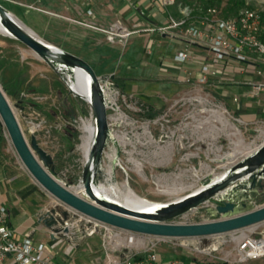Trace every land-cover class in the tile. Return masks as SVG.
<instances>
[{
    "label": "rangeland",
    "instance_id": "1",
    "mask_svg": "<svg viewBox=\"0 0 264 264\" xmlns=\"http://www.w3.org/2000/svg\"><path fill=\"white\" fill-rule=\"evenodd\" d=\"M189 1L198 5L213 1L219 8L229 6L231 10L248 6L264 12V0H242L238 3H232L231 0ZM0 3L40 37L63 50H79L85 53L87 37L101 39L105 48L110 46L109 56L104 59V62L106 64L116 63L126 77L128 84L125 87V92L134 91L146 98L148 94H151L158 100L161 99L162 87L153 84L151 73L155 68L165 64L143 52V45L146 50L158 41V39L153 41L149 37L144 38L145 36L141 39L142 33L147 32L142 29L148 24L134 22L131 28L139 29V31L131 33L127 38L116 40L114 43L103 31L94 30L72 18H64L55 14V11L59 10L55 0H0ZM135 11L137 10L135 9ZM74 14L76 16L72 17L78 18L77 12ZM76 38L78 41L75 40ZM166 39L168 40V38ZM176 43L177 41L173 39L169 40L166 47L168 52H171ZM259 57L261 56L259 55ZM94 67L96 71L102 69L99 65ZM0 88L11 105L27 142L33 134L38 144L51 155L52 165L56 171L55 178L72 191L87 197L77 187L80 183L84 161L82 148L79 145L81 129L77 123L70 124L69 119L71 118V107L76 115L82 114L88 117V104L79 94L70 90L65 73L55 69L20 40L0 33ZM204 90L209 92V98L212 101H207L205 104L204 116L201 117L204 120V127H201L199 131L191 127L193 130L189 136V145L176 150L170 162L160 159L165 156V153L157 151L154 143L150 140L145 141L141 146L135 145V147L131 144H126L124 147L113 143L110 148H105L99 171L95 174V183L104 182L116 185L118 189L111 193L115 198H120L122 191L129 186L141 196L166 202L190 191L194 185L196 187L201 184L199 178L202 176L209 174L213 178L218 173L228 170L232 164L231 160L233 162L238 160L246 153L248 147L257 146L264 140V121L256 120L244 123L234 116L230 109L224 108L220 104L219 96L213 90L207 87H204ZM165 107L166 104H163L158 107L157 111L160 112ZM212 108L222 110L224 116L238 128L242 144H235L236 136L226 134V130L229 128H221V123L212 119ZM0 126V191L9 198L7 204H14L18 208L17 211H21L23 204H26L31 212L43 208L49 203L47 194H51L28 172L1 123ZM233 150L235 152L231 158L224 161L216 158L218 154ZM183 151L189 153L190 164L179 161L178 157ZM117 157L120 158L126 172L116 163ZM131 157L141 161V172L135 169ZM213 158L219 162L212 160ZM223 162L226 165H223ZM108 168L111 169L110 172ZM189 183H192L193 186L179 189L176 192L158 190V187ZM248 183V178L234 181L223 191L216 193L196 207L171 218L170 221H208L242 213L264 204V189L261 191L249 189ZM224 200H233L236 205L232 211L219 213L215 206ZM51 205L48 204V206ZM13 211L14 207L11 208L12 215ZM35 224L36 233H44L41 228L42 224L38 222ZM263 227L264 222L254 228L252 233L256 236L260 235ZM249 231L251 229L247 226L242 229L200 237L156 235L148 236L147 239L156 243L157 251L164 258L178 256L198 260L203 264L211 262L222 264V262L235 259L237 238L242 232ZM144 234L136 232L139 238L145 237ZM41 235L45 236V234ZM98 235L101 236L99 233ZM67 241L72 243L77 239L74 237L71 240L64 239L61 243ZM111 243V240H103L101 236L100 241H97V246L102 251V248L106 249V246ZM125 248L122 247L121 250L113 252L123 254L126 251ZM243 264H264V256L249 259Z\"/></svg>",
    "mask_w": 264,
    "mask_h": 264
},
{
    "label": "built area",
    "instance_id": "2",
    "mask_svg": "<svg viewBox=\"0 0 264 264\" xmlns=\"http://www.w3.org/2000/svg\"><path fill=\"white\" fill-rule=\"evenodd\" d=\"M139 1L143 0H126L128 4ZM151 1L164 10L165 20L147 25L142 30L179 35L188 42L205 44L212 53L210 59L213 62H201L195 74L186 70L182 80L189 84L188 89L172 98L162 111L151 116L145 114L148 105L135 94L125 92L110 74H98L109 127V136L103 153L105 148H110L113 143L124 147L131 144L135 147L150 140L157 151L165 153L160 159L170 162L176 150L189 145V136L193 130L191 127L197 131L204 127V120L201 117L204 116L205 104L207 101L212 102L204 86L210 76L217 75L220 66L223 67L230 62L250 63L253 61V55H260L262 64L256 67L255 71L261 73L264 70V21L262 11L248 6H242L235 13L225 15L213 3L198 5L189 0ZM85 11L87 14L92 12L89 7ZM77 22L104 31L112 42L139 31L128 28L119 18L106 27L82 19ZM189 57L190 51L187 47L180 48L173 55L174 60L178 62L186 61ZM57 68L65 73L66 80L71 86L75 80L74 74L60 65ZM250 84V92L254 96L264 86V81ZM82 98L88 104V117L79 114L69 119L70 124L77 123L81 129V142L85 133L82 128L83 121L89 120L94 126L90 104L86 98ZM233 99L236 100V97ZM93 137L94 132L91 142ZM178 159L190 164L187 151H183ZM116 163L126 172L119 157L116 158ZM51 198L52 205L55 206L53 214L59 220L52 227L46 228L50 236L69 240L74 237L78 240L99 233L103 240L112 241L106 246L108 250L115 251L126 247L122 259L111 258L106 264H203L198 260L178 256L164 258L157 251L156 243L147 239L148 236L156 235L144 234L145 237L139 238L134 231L108 224L74 209L53 196ZM262 222L264 220L248 226L251 231L239 235L236 241V257L225 264H243L249 259L264 256V227L258 236L252 233V230ZM15 231L8 206L0 202V264H54L46 243L32 238L31 233L34 229L20 237L16 236ZM137 255L140 257L136 258Z\"/></svg>",
    "mask_w": 264,
    "mask_h": 264
},
{
    "label": "water",
    "instance_id": "3",
    "mask_svg": "<svg viewBox=\"0 0 264 264\" xmlns=\"http://www.w3.org/2000/svg\"><path fill=\"white\" fill-rule=\"evenodd\" d=\"M0 14L2 24L9 34L27 45L55 69H58L57 67L60 65L74 74L75 68L79 67L86 73L89 80V97L86 100L90 104L93 116L94 137L88 155L84 158L80 176V184L83 193L87 197L72 191L55 178L56 171L52 165L51 155L38 144L33 134L27 142L15 113L0 88V123L23 165L51 196L108 224L134 232L159 236H207L242 229L264 220V204H262L242 213L208 221H170L171 218L207 201L234 181L248 178L249 189L263 190L264 141L244 153L238 160L234 162L231 160L232 164L228 170L223 171L220 177L212 178L209 174H206L199 178V181L203 184L202 186L191 189L166 202L159 203L151 210L135 209L120 201L97 195L93 189L95 174L99 171L103 150L109 136L106 107L98 81V74L84 58L58 48L43 39L1 3ZM70 90L74 91L71 86ZM212 160L219 162L214 158ZM235 205L236 202L233 200H224L217 204L215 208L219 213H226L232 211ZM54 211L55 206L53 205L50 208L44 206L38 209L36 212L37 222L45 228L52 227L59 220L54 216Z\"/></svg>",
    "mask_w": 264,
    "mask_h": 264
},
{
    "label": "crops",
    "instance_id": "4",
    "mask_svg": "<svg viewBox=\"0 0 264 264\" xmlns=\"http://www.w3.org/2000/svg\"><path fill=\"white\" fill-rule=\"evenodd\" d=\"M55 3L59 8V10L55 11V14H59L64 18H72L76 22L81 19L90 21L101 27L108 26L116 18H119L128 28H131L134 22L141 24L144 22L143 24L153 25L165 20L164 10L157 7L151 0H143L131 4H128L126 0H89V2L85 0H55ZM87 7L92 10L90 14L85 11ZM74 11L77 12L78 18L72 17L76 16ZM91 28L102 31L98 28ZM155 32L147 31L142 33L141 39H143V36H145L144 38H152L153 41L158 39L146 50H144L143 45V52L150 54L153 59L165 64L155 68L151 73L154 80L153 84L162 87L161 99L158 100L157 97H153L151 94H148L146 98L134 91H130V93L135 94L157 113L158 107L163 104L167 105L179 92L189 87V84L182 80L186 70H190L192 74H195L201 62L213 61L210 59L212 53L205 44L188 42L179 35ZM77 38L75 39L76 41H78ZM170 39L177 41V43L171 52H168L166 47ZM85 40L87 45L85 53L71 49L68 51L84 58L97 74H110L113 80L125 90L128 83L119 66L113 62L110 64L104 62V59L109 56L110 46L105 48L101 39L97 40L93 37H87ZM183 47L189 49L190 57L186 61L178 62L174 60L173 55ZM252 59L253 61L250 63L230 62L223 67L220 66L217 70V75L210 76L204 86L213 90L219 96L220 104L224 108L230 109L233 115L244 123L256 120L264 121V86L258 91L257 95L253 96L250 92V83L264 81V70L261 73L255 71V68L262 64L259 56L253 55ZM95 65L101 66V71H96ZM233 97H236V100ZM200 126L199 124V128ZM254 147L253 145L248 151ZM47 197L49 198L48 204H53L51 195L47 194ZM8 200L9 198L6 194L0 191V202L5 203L9 208L10 220L16 230V236L20 237L25 232H30L34 229L31 233L32 238L46 243L47 251L51 253V259L54 264H106L107 260L111 258L122 259L123 254H119V252L115 254L107 248H102V251L99 250L97 241H100L101 236L98 233L78 239L75 243H69L68 241L61 243L62 240L67 238L50 236L43 225L41 228L44 233L37 234L35 223H37L36 212L38 209L31 212L29 207L23 204L21 211H17L18 208L14 204H7ZM12 207H14L13 215L11 214ZM41 234H45V236L43 237ZM72 248L74 249L72 250ZM139 257V255L136 256V258Z\"/></svg>",
    "mask_w": 264,
    "mask_h": 264
},
{
    "label": "bare ground",
    "instance_id": "5",
    "mask_svg": "<svg viewBox=\"0 0 264 264\" xmlns=\"http://www.w3.org/2000/svg\"><path fill=\"white\" fill-rule=\"evenodd\" d=\"M0 33H4L6 35L12 36L11 34H9V32L6 30V28L2 24L1 14H0ZM74 76H75V80L72 82L71 87L74 89V91L78 92L82 97L88 98L89 97L90 84H89L88 78L86 77V73L81 68L76 67L74 70ZM211 112H212L211 113L212 119L218 120L221 123V128H223V129L227 128V127L229 128L228 130H226L227 135L236 136L234 143L238 144V145L242 144V138H241V136H239L238 128L224 116L223 111L216 109V108H212ZM82 128L84 129L85 133L83 134L82 142L79 145L82 148L81 151L83 153V157L85 158L88 155V151H89V148L91 145L90 143H91V139H92V133L94 132V126L92 125V123L89 120H84L83 124H82ZM249 149H250V147H248V149L246 151H248ZM234 152H235V150L227 151V152H224L223 154H218L216 158L219 159L220 161H224L228 158H231L233 156ZM131 159L133 161L135 169L137 171L141 172V166H142L141 161L139 159H135L132 157H131ZM223 164H224V162H223ZM108 171L110 172L111 169L108 168ZM222 174H223V172H220L213 178H218ZM191 185H192V183L173 185L171 187H158V190L164 191V192H176L179 189H183V188L191 186ZM202 185H203L202 183L198 184L196 187L194 185L193 189L198 188ZM77 187H78L79 191H83L82 185L80 183L78 184ZM93 189H94L95 193L101 197H106L109 199L120 201V202L124 203L125 205L132 207V208H135V209L151 210L154 207H156L159 203H162L160 201L151 200L149 198H146L144 196L137 194L129 186H127L125 188V190L122 191L120 198H115L111 195V193L114 190L118 189V187L114 184H106L104 182H99L97 184L94 183ZM50 207L51 206H48V205L45 206V208H50Z\"/></svg>",
    "mask_w": 264,
    "mask_h": 264
},
{
    "label": "trees",
    "instance_id": "6",
    "mask_svg": "<svg viewBox=\"0 0 264 264\" xmlns=\"http://www.w3.org/2000/svg\"><path fill=\"white\" fill-rule=\"evenodd\" d=\"M232 1V3H234V2H236V3H238V1L240 2V1H242V0H231ZM208 3H213V4H216L215 2H213V1H211V2H208ZM217 5V4H216ZM221 9V11H222V13L223 14H225V15H227V14H233V13H235L238 9H234V10H231V7H229V6H227V7H224V8H220ZM262 19H263V21H264V12H262ZM148 105V104H147ZM71 112H70V114L71 115H76V113H75V111H74V109L71 107V110H70ZM156 113V111L155 110H153L152 109V107L151 106H149L148 105V110H147V112H146V115H148V116H151V115H153V114H155ZM0 128H1V126H0ZM0 138H1V132H0ZM209 264H214V263H209ZM222 264H225V262H222Z\"/></svg>",
    "mask_w": 264,
    "mask_h": 264
}]
</instances>
